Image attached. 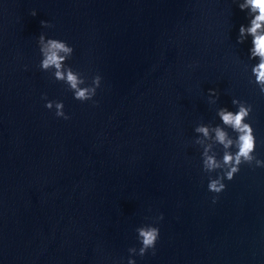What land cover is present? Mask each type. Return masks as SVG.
Masks as SVG:
<instances>
[{
	"label": "water",
	"instance_id": "water-1",
	"mask_svg": "<svg viewBox=\"0 0 264 264\" xmlns=\"http://www.w3.org/2000/svg\"><path fill=\"white\" fill-rule=\"evenodd\" d=\"M246 22L234 0H0V264H126L160 213L156 254L137 264H264V168L242 165L213 203L193 143L217 88L218 104L253 105L264 158V94L244 70L250 39L236 43ZM41 31L102 75L97 104L40 70Z\"/></svg>",
	"mask_w": 264,
	"mask_h": 264
},
{
	"label": "clouds",
	"instance_id": "clouds-1",
	"mask_svg": "<svg viewBox=\"0 0 264 264\" xmlns=\"http://www.w3.org/2000/svg\"><path fill=\"white\" fill-rule=\"evenodd\" d=\"M234 4L245 13L247 20L239 25L236 43L244 44L250 39L248 62L244 64V70L248 73L249 83L260 94H264V0H234ZM31 15H37L36 9H32ZM40 23L44 28L51 27L48 20H41ZM36 42L40 70L48 73L54 81L62 82L75 100L97 104L95 97L102 86L103 77L97 73L89 78L85 72L69 63L75 52L74 46L66 39L50 36L43 31ZM42 98L44 106L50 111L54 109L56 117L70 119L63 100L49 99L47 93H42ZM219 99L220 92L217 88L207 89V103L215 107V122L202 121L193 129V143L200 149L201 168L207 174V189L216 194L212 198L213 203L226 189L225 181L233 180L242 165L264 168V158L256 154L257 136L250 119L253 105L234 96L230 108L218 104ZM163 218L164 214L160 213L146 218V222L135 228L139 246L128 248L126 264H137L136 257H144L150 250L153 255L156 254L161 234L159 222ZM114 264H123V258L114 261Z\"/></svg>",
	"mask_w": 264,
	"mask_h": 264
}]
</instances>
